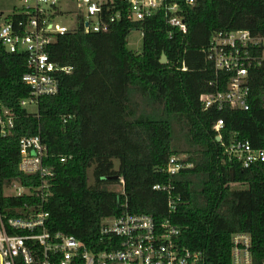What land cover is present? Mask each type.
<instances>
[{
    "label": "trees",
    "instance_id": "obj_1",
    "mask_svg": "<svg viewBox=\"0 0 264 264\" xmlns=\"http://www.w3.org/2000/svg\"><path fill=\"white\" fill-rule=\"evenodd\" d=\"M175 1L185 32L159 11L142 21L121 14L105 32L58 35L46 52L72 70L59 75L56 94L39 98L35 113L19 103L29 95L21 80L25 56L8 53L0 43V105L16 116L11 133L0 134V192L12 183L37 184L17 166L19 139L38 135L47 149L43 165L54 171L44 206L50 232L98 250L103 218L145 213L156 220L169 217L179 227L177 243L200 252L201 264H230L231 237L238 232L249 234L253 262L260 264L264 163L243 168L230 159L214 124L222 119V141L236 135L264 148V61L248 71V110L204 109L200 95L213 89L215 79L205 55L211 35L244 29L264 37V0ZM132 29L141 31L140 53L126 46ZM162 54L165 64L159 62ZM183 154L190 167L167 174L168 158ZM120 178L123 192L108 188ZM170 195L180 198L173 213ZM34 200L7 197L2 204L13 207L7 216L17 217Z\"/></svg>",
    "mask_w": 264,
    "mask_h": 264
},
{
    "label": "built area",
    "instance_id": "obj_2",
    "mask_svg": "<svg viewBox=\"0 0 264 264\" xmlns=\"http://www.w3.org/2000/svg\"><path fill=\"white\" fill-rule=\"evenodd\" d=\"M19 6L4 15L0 12V43L8 53L23 54L27 71L22 82L29 95L20 100L25 107H37L40 97L54 95L59 89V75L69 73L71 66L59 65L49 58L47 46L58 35L77 29L84 33L105 32L109 23L122 14L131 21H142L163 11L166 22L182 32L185 24L179 15L180 5L175 0H18ZM193 5L200 0H181ZM122 12V13H121ZM72 21V25L57 21ZM207 60L213 64L215 79L210 92L200 95L204 109L228 107L232 110L249 109L250 68L264 61V37L253 36L248 30L216 31L205 50ZM16 116L0 105V134L6 136L14 127ZM222 119L214 124L217 141L223 152L238 161L243 168L264 163V148L255 149L247 140L233 135L222 141ZM46 145L36 136L19 139L17 169L24 175L34 176L36 185L12 183L0 192V264H201V253L177 243L179 227L167 217L156 220L145 213H128L103 218L100 223L98 250L88 248L72 235L47 228L49 213L44 210L51 195L54 171L43 165ZM184 155H172L163 170L177 174L185 164ZM61 162L65 157L60 158ZM123 186V179H119ZM153 189L169 191L155 185ZM123 192V189L121 190ZM169 193V192H168ZM28 196L35 199L24 203L22 216H7L13 209L2 204V198ZM178 196L170 195L169 213L176 210ZM249 234L238 232L231 237L230 264H255L251 253ZM264 264V260L260 263Z\"/></svg>",
    "mask_w": 264,
    "mask_h": 264
},
{
    "label": "rangeland",
    "instance_id": "obj_3",
    "mask_svg": "<svg viewBox=\"0 0 264 264\" xmlns=\"http://www.w3.org/2000/svg\"><path fill=\"white\" fill-rule=\"evenodd\" d=\"M20 2L18 0H0V12H3L4 15L10 14L13 12V7L19 6ZM58 24L72 25V21L63 22L61 20L57 21ZM127 48L136 53H140L142 49V34L138 29H132L127 36ZM28 113H35L37 111L36 105L33 103H27L24 107ZM184 155V154H183ZM182 155V156H183ZM186 155H184L185 157ZM89 181L92 182L91 172L88 173ZM234 187H239L235 185ZM109 189L121 192L122 186L118 183L111 184Z\"/></svg>",
    "mask_w": 264,
    "mask_h": 264
},
{
    "label": "water",
    "instance_id": "obj_4",
    "mask_svg": "<svg viewBox=\"0 0 264 264\" xmlns=\"http://www.w3.org/2000/svg\"><path fill=\"white\" fill-rule=\"evenodd\" d=\"M159 62L162 63V64H165V63H166V56H165L164 54H162V56H161ZM217 139H218V138H216V140H217Z\"/></svg>",
    "mask_w": 264,
    "mask_h": 264
}]
</instances>
